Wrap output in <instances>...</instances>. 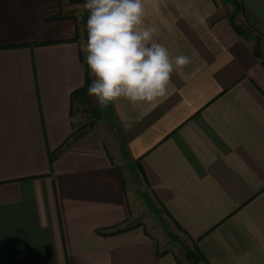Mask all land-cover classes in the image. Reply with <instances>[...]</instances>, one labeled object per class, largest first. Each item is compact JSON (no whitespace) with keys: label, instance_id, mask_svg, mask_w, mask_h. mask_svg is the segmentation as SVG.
I'll return each mask as SVG.
<instances>
[{"label":"crops","instance_id":"obj_1","mask_svg":"<svg viewBox=\"0 0 264 264\" xmlns=\"http://www.w3.org/2000/svg\"><path fill=\"white\" fill-rule=\"evenodd\" d=\"M157 2L155 39L192 63L155 104L93 97L107 133L77 138L90 13L0 0V264H188L132 172L206 264H264V0Z\"/></svg>","mask_w":264,"mask_h":264},{"label":"clouds","instance_id":"obj_2","mask_svg":"<svg viewBox=\"0 0 264 264\" xmlns=\"http://www.w3.org/2000/svg\"><path fill=\"white\" fill-rule=\"evenodd\" d=\"M87 42L82 45L92 79L88 95L101 110L121 100L132 106L155 104L170 95L173 75L192 63L170 54L147 18L157 0H86Z\"/></svg>","mask_w":264,"mask_h":264},{"label":"rangeland","instance_id":"obj_3","mask_svg":"<svg viewBox=\"0 0 264 264\" xmlns=\"http://www.w3.org/2000/svg\"><path fill=\"white\" fill-rule=\"evenodd\" d=\"M85 2L86 0H81V3L78 4L81 9L84 8L83 5ZM232 6L234 10H236L237 6L235 2L232 3ZM223 9L224 12L231 10L227 6ZM88 13L89 12L87 11V14ZM89 99L90 102L88 103L86 101L82 104H78L77 102L74 103V113L77 124L74 132L75 137L77 138H81L85 135H106L107 133V130L100 125L97 115L93 112V109L96 108L94 98L89 96ZM126 178L128 189L132 193L131 195L135 200L134 203L136 205L138 203L140 206H137L138 212L143 213L142 216L148 219L150 225H152L159 233L161 240L164 241L168 248L175 251V253L182 257L183 260L185 257L188 264H191V262L186 259V255L188 252H193L194 249L191 250V245L188 240L175 227V225L165 217L164 213L154 206L149 198V193L146 191L145 186L139 177V174L135 173L134 175L132 172V174L130 176L127 175ZM199 264L203 263L201 262Z\"/></svg>","mask_w":264,"mask_h":264},{"label":"trees","instance_id":"obj_4","mask_svg":"<svg viewBox=\"0 0 264 264\" xmlns=\"http://www.w3.org/2000/svg\"><path fill=\"white\" fill-rule=\"evenodd\" d=\"M71 4H80L81 0H68ZM232 23V22H231ZM233 29L237 32L238 35H242V33L240 32V30L234 26L232 24ZM254 54L255 56L258 57L257 51L254 50ZM89 81L87 79L85 86L80 89L77 90L76 92L72 93L71 95V102H77L78 104H82L84 103V101H86L87 103L90 102L89 99V95H88V87H89ZM93 112L97 115V117H99L98 115V110L95 108L93 109ZM67 144H64L62 147H65ZM55 156H53L52 158H54ZM121 231H117L115 233H120ZM186 259L188 261L191 262V264H199V263H203L206 264L203 255L198 251V250H194L193 252H188V254L186 255Z\"/></svg>","mask_w":264,"mask_h":264}]
</instances>
